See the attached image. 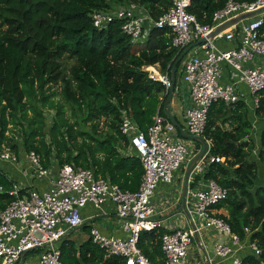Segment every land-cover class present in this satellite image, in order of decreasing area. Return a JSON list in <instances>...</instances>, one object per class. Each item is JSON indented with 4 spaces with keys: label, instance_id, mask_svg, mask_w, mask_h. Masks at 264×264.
<instances>
[{
    "label": "trees",
    "instance_id": "obj_1",
    "mask_svg": "<svg viewBox=\"0 0 264 264\" xmlns=\"http://www.w3.org/2000/svg\"><path fill=\"white\" fill-rule=\"evenodd\" d=\"M227 1L191 0L187 12L209 25ZM129 4L142 7L153 21L171 7L169 0H0V152H34L44 168L72 164L92 169L122 191L138 190L143 170L136 154H124L129 142L119 131L122 115L143 132L156 114L169 119L168 91L142 68L157 66L170 78L182 51L172 46L168 27H152L146 41L136 44L121 31L120 21L104 29L93 26L92 12ZM261 13L264 21V9ZM260 32L264 37V23ZM182 61L175 65L173 93ZM64 62H71L66 70ZM255 96L253 115L264 121V90ZM45 111L53 112L49 124ZM251 130L246 103L211 106L203 137L211 144L209 154L224 161L210 164L205 178L227 190L211 215L242 240L247 229L249 241L261 251L257 258L245 254L242 264H264V186L255 185L257 164L251 159L257 150L258 162L264 163V129L258 146ZM12 184L0 170V211L11 201ZM163 233L156 229L139 236L138 247L151 264H163ZM75 243H60L62 264H124L122 258L107 257L90 237Z\"/></svg>",
    "mask_w": 264,
    "mask_h": 264
},
{
    "label": "built area",
    "instance_id": "obj_2",
    "mask_svg": "<svg viewBox=\"0 0 264 264\" xmlns=\"http://www.w3.org/2000/svg\"><path fill=\"white\" fill-rule=\"evenodd\" d=\"M169 1L170 9L157 21L134 4L94 11L90 18L98 29L120 21L121 31L136 44L146 41L152 27H168L174 35L172 46L179 51L204 39L183 57L181 75L190 97V105L183 113L185 131L188 135L203 137L209 109L215 102L226 106L241 101L246 103L245 95L237 89L238 84L245 86L251 95V109L257 107L255 95L264 90L262 13L238 21L213 37L209 34L237 16L264 8V0L252 3L229 0L212 15L209 25L200 24L187 12L191 0ZM222 66L230 69V82L222 80ZM142 70L151 80L160 82L166 91L171 87L169 76L161 74L157 66ZM119 131L127 138L143 170L135 192L122 191L107 178L95 176L92 169L72 164L44 168L37 154L24 153L27 177L45 186L38 188L32 183L22 187L12 182L8 191L11 201L0 211V264H23L26 257V264H62L58 247L69 232L82 225L80 210L86 205L104 213L103 208L110 205L115 216L123 222L124 237L104 235L96 228L89 232L92 243L107 257L122 258L124 264H151L139 249L138 241L142 232L156 229L164 230L161 236L163 264H242L245 254L251 253L256 258L260 255V249L249 241L247 229L242 240L222 219L210 214V208L227 197V190L213 180H206L200 189H186L184 210L190 220L202 221L201 228H214L223 241L215 244L212 257L200 259L190 254L199 228L163 229L164 221L155 218L152 198L157 187L171 184L174 172L190 160L192 141L181 139L176 126L159 114L143 132L123 113ZM206 144V151L190 171L194 176L200 175L206 166L224 161L210 155L208 141ZM0 161L15 164L19 156L4 150L0 152ZM186 183L189 185L193 181L189 178Z\"/></svg>",
    "mask_w": 264,
    "mask_h": 264
},
{
    "label": "crops",
    "instance_id": "obj_3",
    "mask_svg": "<svg viewBox=\"0 0 264 264\" xmlns=\"http://www.w3.org/2000/svg\"><path fill=\"white\" fill-rule=\"evenodd\" d=\"M257 62V61H255ZM182 65L183 61L180 65L179 71H178V87L177 91H175L172 94L170 105H169V111L174 118V120L177 123V130L178 134L182 137L184 141H191L185 139L181 132L186 133L184 125H183V113L186 107L190 105V97H189V91L185 84L182 82ZM223 69V76L222 80L224 82H230V69L226 66H222ZM238 91L243 93L245 95L246 99V106L250 114V120L252 122V130L250 138L253 139L255 144H258V139L260 132L264 129V121H261L259 118L255 117L253 115V111L251 109V105L249 103L250 99L252 100L251 95L248 93V90L245 86L242 84L237 85ZM205 139V138H204ZM207 141V140H206ZM193 144H191V154L189 159L191 160L194 155H196L201 150V144L195 141H192ZM195 142V143H194ZM208 144L210 142L208 141ZM258 146V145H257ZM258 149V147L256 148ZM257 151V150H256ZM256 151L253 153V156L251 159L256 162L257 164V178L255 181L256 186H264V163L260 164L257 160ZM125 155H135V152L132 150V148L128 147L124 151ZM24 152L19 153V162L18 163H10L5 161H0V170H2L8 177L9 180H11L14 183L20 184L22 187H28L30 184L33 183L38 188H43L45 186V183L41 182H31L29 178L27 177L28 174L26 171L27 165L25 162V159L23 158ZM189 160V161H190ZM189 161L184 163L176 172H174V179L173 182L169 185L166 184H160L155 192V195L152 198V203L155 206L156 215L155 218L164 221V227L163 229H167L168 227L171 228H184V229H193L199 228V232L195 234L194 241H196L197 246L192 243V246L190 247V254L195 256L196 258L203 259L204 256H209L206 244L212 246L214 248L215 244L219 241H223V237L221 234H219L216 231V236L214 240H210V232L208 227H202L201 220L194 219V221L190 220L185 213L184 208H182V193L184 190V182H185V175H186V169L188 167ZM209 165L206 166L205 170L200 174L194 176L193 174L189 173L187 179L191 178L193 183L187 185L185 184V191L187 188L192 187L194 189H200L204 182L208 180L205 178L206 173L208 172ZM186 179V181H187ZM103 211H95L91 205H86L84 208L80 210V216L83 220L82 225L78 229H91L96 228L98 229L102 234L104 235H114L118 237H124L125 232L123 231V222L119 220L115 214L113 213L112 207L110 205H106ZM225 211V210H224ZM226 213V212H225ZM213 214V213H212ZM214 229V228H213ZM75 230H72L66 235L69 236V238L76 242V240L71 238V235L74 233ZM89 237H87L85 240H87ZM84 240V241H85ZM76 245L77 242L75 243ZM81 244V243H80ZM211 247V249H213ZM247 253V251H244Z\"/></svg>",
    "mask_w": 264,
    "mask_h": 264
},
{
    "label": "water",
    "instance_id": "obj_4",
    "mask_svg": "<svg viewBox=\"0 0 264 264\" xmlns=\"http://www.w3.org/2000/svg\"><path fill=\"white\" fill-rule=\"evenodd\" d=\"M263 9H257L255 11H252V12H249V13H246V14H243V15H240V16H237L235 17L234 19H231L227 22H225L224 24H222L221 26H219L218 28H216L214 31H212L210 34H209V37H213L214 35H216L218 32L220 31H223L225 29H227L228 27H230L231 25L237 23L238 21H241L243 19H246V18H249V17H252L254 15H257L261 12H263ZM204 39H200L199 41H197L196 43H193L191 45H189L188 47H186L182 53L179 55V57L177 58V60L175 61L174 65L172 66V69H171V74H170V80H171V87L169 88L168 90V96H167V99L164 103V107H167L168 103L170 102L171 100V97H172V94H173V84H174V81H175V77H174V71H175V65L185 56V54H187V52L192 48L194 47L195 45L197 44H200L201 42H203ZM166 113H167V117L169 118V120L177 127V123L176 121L174 120V118L172 117L171 113L169 112V110L166 109ZM181 135L187 139V140H191V141H195V142H198L201 144V150L189 161V164H188V167L186 169V175H185V182H184V190H183V193H182V208H184V198H185V184H186V179L188 177V174L190 173V171L192 170L193 166L195 165V163L197 162V160H199L201 158V156L204 154V152L206 151V148H207V144H206V141L203 137H195V136H191V135H188V134H185L183 132H181ZM184 210V209H183Z\"/></svg>",
    "mask_w": 264,
    "mask_h": 264
},
{
    "label": "rangeland",
    "instance_id": "obj_5",
    "mask_svg": "<svg viewBox=\"0 0 264 264\" xmlns=\"http://www.w3.org/2000/svg\"><path fill=\"white\" fill-rule=\"evenodd\" d=\"M63 68L66 70L70 65H71V62H64L63 64ZM54 90H56V97H55V100H59L60 99V95H59V92H60V88L59 87H57V88H55ZM45 115L47 116V123L49 124L51 121H50V119L51 118H53V112H47V111H45ZM101 127H102V125H100ZM15 135H16V140L17 139H20V135L18 134V133H14V138H15ZM15 140V141H16ZM18 143V142H17ZM20 143V142H19ZM195 143V142H194ZM191 144H193V142L191 143ZM211 213H216V211H211L210 212V214ZM219 214H226L225 213V211L224 210H220L219 211ZM209 228V232H210V240H214V238H215V236H216V230L215 229H213L212 227H208ZM87 237H90V232H89V229L87 228V229H76L75 231H74V233L71 235V238L72 239H74V240H76V242H77V244H80V243H82ZM65 239H66V237H65ZM67 239H69V240H71L70 238H69V236H67ZM193 244L194 245H196L197 246V243H196V241H194L193 242ZM211 247L212 246H210L209 247V245L208 244H206V249H207V252H208V255L210 256V257H212L213 256V249H211ZM213 248V247H212ZM27 260H28V257H26L25 259H24V262H23V264H26V262H27Z\"/></svg>",
    "mask_w": 264,
    "mask_h": 264
}]
</instances>
